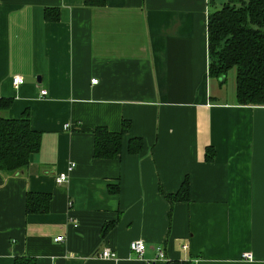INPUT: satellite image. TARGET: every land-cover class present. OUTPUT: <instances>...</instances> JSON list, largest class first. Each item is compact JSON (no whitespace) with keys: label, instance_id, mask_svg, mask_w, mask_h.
Segmentation results:
<instances>
[{"label":"crops","instance_id":"1","mask_svg":"<svg viewBox=\"0 0 264 264\" xmlns=\"http://www.w3.org/2000/svg\"><path fill=\"white\" fill-rule=\"evenodd\" d=\"M208 10V0H0L4 115L27 110L39 134L24 170L0 172V264H264V107L236 105L232 84L223 93L208 76ZM123 123L117 158H94V130ZM184 182L185 198L168 201ZM26 194L48 196L46 212L25 213ZM131 241L143 242L140 258Z\"/></svg>","mask_w":264,"mask_h":264},{"label":"trees","instance_id":"2","mask_svg":"<svg viewBox=\"0 0 264 264\" xmlns=\"http://www.w3.org/2000/svg\"><path fill=\"white\" fill-rule=\"evenodd\" d=\"M91 1L85 0V4L90 6ZM208 6V76L218 79L232 72L234 103L238 106L264 107V0H208ZM43 17L51 20L47 11ZM11 104V98L0 97V172L18 175L27 167L31 154L38 150L39 134L30 129L27 110L16 119L4 115ZM128 129L127 123H123L120 132L115 134L96 128L93 132V157L117 158L121 136ZM140 146L138 139H131L128 151H138ZM213 155L212 149L206 148L205 161H211ZM182 188L177 195L166 197L167 200L184 199L185 182ZM48 200L46 195L26 194L25 213H45ZM14 264L31 263L21 258L15 260Z\"/></svg>","mask_w":264,"mask_h":264},{"label":"built area","instance_id":"3","mask_svg":"<svg viewBox=\"0 0 264 264\" xmlns=\"http://www.w3.org/2000/svg\"><path fill=\"white\" fill-rule=\"evenodd\" d=\"M11 82V85L13 87H18L20 85H22L23 83V80L21 77H17V76H14L11 78L10 80ZM96 80L95 79H91L90 80V84H95ZM45 91H40L39 92V95L40 96H43L45 95ZM63 182H65V176L63 175H59L55 178V183L57 185H60L62 184ZM62 239L61 237H56L54 239V242H60ZM128 251L130 254H132L133 256H135L136 258H140L142 256V253L144 252V244L143 242L141 241H131L128 243ZM155 255H156V258L157 259H163L164 258V253H163V250L160 246H157L155 248ZM99 258H102V259H114L115 258V254L114 253H111L109 251H106V250H103L101 251V253L98 255ZM244 260L246 261H251V257L249 255H243L242 257ZM145 264H150V263H145Z\"/></svg>","mask_w":264,"mask_h":264},{"label":"rangeland","instance_id":"4","mask_svg":"<svg viewBox=\"0 0 264 264\" xmlns=\"http://www.w3.org/2000/svg\"><path fill=\"white\" fill-rule=\"evenodd\" d=\"M232 79H233L232 72H230L225 77V82L222 85L218 84V82L216 81V79H215V81H216V83L218 85H220L221 91H223V93H224V91H226V88L228 90V87L232 84Z\"/></svg>","mask_w":264,"mask_h":264},{"label":"water","instance_id":"5","mask_svg":"<svg viewBox=\"0 0 264 264\" xmlns=\"http://www.w3.org/2000/svg\"><path fill=\"white\" fill-rule=\"evenodd\" d=\"M216 81L218 82V84H223L224 83V81H225V77L224 76H222V77H219L218 79H216Z\"/></svg>","mask_w":264,"mask_h":264}]
</instances>
